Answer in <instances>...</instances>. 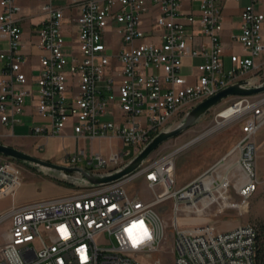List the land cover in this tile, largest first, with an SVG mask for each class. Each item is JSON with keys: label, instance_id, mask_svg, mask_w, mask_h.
I'll list each match as a JSON object with an SVG mask.
<instances>
[{"label": "built area", "instance_id": "2783aa9c", "mask_svg": "<svg viewBox=\"0 0 264 264\" xmlns=\"http://www.w3.org/2000/svg\"><path fill=\"white\" fill-rule=\"evenodd\" d=\"M36 1L44 17L25 36L18 0H0V123L13 134V127L23 124L28 100L33 114L46 120L32 124L29 134L63 138L68 127L74 141L119 139L120 147L107 154L85 155L76 147L64 158L68 166H80L77 161L85 158L81 167L93 175L121 169L175 115L184 116L221 88L264 81L258 76L264 73V0H246L239 8L237 31L229 33V40L243 50L227 53L224 9L227 1L240 0H82L73 2L80 8L73 15L56 0ZM33 55L37 62L29 63ZM248 106L243 137L235 146L236 167L227 164L213 175L221 161L216 162L178 188L177 149L146 158L129 174L104 184L86 182L77 171H43L71 188L12 202L0 211V223L8 221L0 264H162L153 255L167 240L168 223L155 204L168 197L173 198V264H255L253 224L219 230L214 221L189 220L198 206L202 215L208 213L215 191L229 196L232 185L246 199L259 183L253 136L264 124V97ZM136 178L154 192L152 200L128 191ZM22 180L15 160L0 153V197L13 196ZM157 186L162 189L156 191ZM137 221H144L150 236L133 245L127 229Z\"/></svg>", "mask_w": 264, "mask_h": 264}, {"label": "rangeland", "instance_id": "374dc122", "mask_svg": "<svg viewBox=\"0 0 264 264\" xmlns=\"http://www.w3.org/2000/svg\"><path fill=\"white\" fill-rule=\"evenodd\" d=\"M246 0L227 1L224 9V22L226 29L223 32V40L226 41L227 33L233 25L238 21L237 9L239 6L244 5ZM69 39V37H67ZM225 50H229V46L235 52L242 51V46L237 42H223ZM30 49L33 54H37L38 50L33 47L25 48ZM35 55L33 57H35ZM227 58V57H226ZM229 63L228 58L226 59ZM36 67V66H35ZM255 76L258 74L255 73ZM264 76V73L258 76ZM246 97L247 100H243V106L246 108L230 119L225 120L220 117L218 113L221 109L227 106L234 105L236 102ZM264 92L252 94V95H231L219 103L211 107L205 114H203L198 120H196L191 126L184 129L180 134L173 136L164 142H162L154 151L147 157L148 160H154L161 155L177 149L174 155V188H178L192 179L196 178L207 170L210 166L218 163L213 169V175L222 173L225 170V165L230 164L232 168L236 167V159L239 154V148H235L239 140L243 137L242 126L246 117L250 114L249 104L252 101L263 99ZM39 117V116H37ZM41 118V117H40ZM43 119V118H42ZM44 122L46 121L43 119ZM183 120L182 115H175L168 123V127H173ZM217 120L221 121L217 124ZM39 123L42 121L37 120ZM38 124V123H36ZM19 134V132H15ZM199 138L190 143H186L192 140L194 137ZM253 141L256 147V169L259 178V183L256 185L255 190L244 199L238 192L236 187L230 185L228 187L227 194L229 195V202L227 199H223L222 194L218 191L214 192L215 196H218L210 208L207 209L208 213L203 215H196L189 220L193 221H214L216 227L219 230L229 229L238 224L251 223L255 227H259L264 222V124L258 129L253 136ZM77 150L83 148L85 155H90L92 152L100 151L103 154H107L112 150L120 147V141L117 138H94L92 140L81 138L78 141H73ZM72 145L70 137L50 136L42 148H36L33 146L32 150L35 155L42 157L49 154L50 158H60L62 155H67ZM18 148H25L24 146L13 145ZM130 147V146H127ZM127 147H125L127 149ZM200 153H202L200 155ZM73 153H69L72 155ZM200 155V156H198ZM15 160V159H13ZM18 167L23 174V180L18 189V195L21 196H50L60 193H64L71 188V185L66 181L57 179L47 172L39 170L27 162L15 160ZM80 166L86 165L85 158L77 161ZM207 168V169H204ZM127 189L130 193L136 194L146 201L152 200L154 192L146 186L145 181L142 178H136L132 180ZM161 186L156 187V191H160ZM222 191V190H221ZM225 194V193H224ZM35 197V198H36ZM6 200L5 198L1 201ZM221 204L223 210L220 212ZM172 205L173 198L168 197L155 204L156 210L160 213L162 218L168 223L167 227V240L164 246L154 253V257L158 258L162 264H173L174 256L170 250L172 245L170 220L172 217ZM181 219V218H180ZM8 221L0 223V243L3 242L5 235L3 234L7 228Z\"/></svg>", "mask_w": 264, "mask_h": 264}, {"label": "water", "instance_id": "95a60500", "mask_svg": "<svg viewBox=\"0 0 264 264\" xmlns=\"http://www.w3.org/2000/svg\"><path fill=\"white\" fill-rule=\"evenodd\" d=\"M264 92V81L258 85H249L248 80L238 81L229 84L212 95L198 102L183 116V120L173 127H166L156 133L135 155H133L126 164L118 171L96 176L88 172L81 166H68L62 163L53 162L40 158L29 152H26L18 147L0 142V153L7 155L15 160L27 162L31 166L42 171H59V172H80L85 176L86 182L104 184L117 180L141 165L146 158L165 140L180 134L184 129L188 128L203 114H205L211 107L219 103L224 98L231 95H252Z\"/></svg>", "mask_w": 264, "mask_h": 264}, {"label": "crops", "instance_id": "0c3cea01", "mask_svg": "<svg viewBox=\"0 0 264 264\" xmlns=\"http://www.w3.org/2000/svg\"><path fill=\"white\" fill-rule=\"evenodd\" d=\"M74 1H82V0H56V3L59 4V5H66L68 6V12H67V15H73V14H76L79 12L80 8L78 7V5H73V2ZM19 4L21 5V16L23 18L22 20V25L24 27V30H25V36H27L29 33H32V28H35L37 24H39L41 22V20L43 19L44 17V13L42 12V9H41V3L36 1V0H18ZM196 4L197 2L194 1L193 2V8L194 10L196 9ZM241 6L238 7V11H237V15H238V12H239V8ZM237 25V22L235 23V25H233L232 28H235V26ZM226 29V24L224 22V30ZM223 30V32H224ZM233 29L230 30V32L232 31ZM227 33L226 37V41L223 40V42H230L229 40V33ZM225 48V47H224ZM231 49V46H229V50ZM228 49L225 50L226 53L229 51ZM34 56V55H33ZM31 56L29 58V63H36L37 62V58L36 56L33 57ZM226 54L224 56V63L225 65H229V63L227 62V58H226ZM191 61V59H186V63L188 64L189 62ZM1 67H2V62L0 61V73H1ZM37 118L39 119V121H42L44 122V120L40 117H37V115L33 114V109L31 108L30 106V103L29 101L27 100L26 101V108H25V112L21 115V119L23 120V124H20V125H16L15 127H13V134H9L11 132V127L9 126H4L3 124L0 123V142L2 143H6V144H9V145H20V146H24L25 148H21L22 150L26 151V152H29L33 155L34 152L32 150L33 146L36 147L37 143H45L46 140L49 138H46L42 135H32V134H29V127L32 125V124H36V123H39L37 120ZM41 123V122H40ZM19 132V134H15V132ZM63 133L65 134L64 137H70L71 141H72V145L69 149H67V151L69 153H72L75 149H76V146L74 144V139H73V136L71 135V130L70 128H66ZM61 137V136H59ZM199 138V136L197 137H194L192 140H189L188 142L186 143H192L194 141H196L197 139ZM67 153V155L69 154ZM202 153H200L201 155ZM67 155H62L60 158H57V159H54V158H50L49 154L45 155V156H42L40 158H43V159H46V160H50V161H53V162H57V163H62L64 158L67 156ZM198 155V156H200ZM37 156V155H36ZM39 157V156H38ZM204 169H207V168H204ZM21 185V184H20ZM18 189L19 187L16 189L15 193L13 196H5V197H0V211H2L3 209L7 208L12 202L14 203H19V202H23V201H26V200H30V199H34L36 196H26V195H21L19 196L18 195ZM6 199L4 201H1L3 199ZM37 198V197H36Z\"/></svg>", "mask_w": 264, "mask_h": 264}, {"label": "bare ground", "instance_id": "6f19581e", "mask_svg": "<svg viewBox=\"0 0 264 264\" xmlns=\"http://www.w3.org/2000/svg\"><path fill=\"white\" fill-rule=\"evenodd\" d=\"M246 108V106H243V103L237 102L235 105H231V106H227L226 108H223L220 110V112L218 113V115L222 118H224L225 120L230 119L234 116H236L237 114H239L240 112H242L244 109ZM221 121L217 120V124H220ZM219 194H222L223 196L220 197L222 198V203H224V198L227 199L229 196L223 194L221 191H218ZM218 198V196H215L214 194L212 196H210V201H216ZM227 201L229 202L230 200L227 199ZM207 202L203 201V204L205 205ZM230 203V202H229ZM222 206H226L221 204ZM202 209L201 207H197L196 211H197V215H202V213H200Z\"/></svg>", "mask_w": 264, "mask_h": 264}, {"label": "trees", "instance_id": "16d2710c", "mask_svg": "<svg viewBox=\"0 0 264 264\" xmlns=\"http://www.w3.org/2000/svg\"><path fill=\"white\" fill-rule=\"evenodd\" d=\"M255 264H264V222L256 227Z\"/></svg>", "mask_w": 264, "mask_h": 264}, {"label": "clouds", "instance_id": "9594fccd", "mask_svg": "<svg viewBox=\"0 0 264 264\" xmlns=\"http://www.w3.org/2000/svg\"><path fill=\"white\" fill-rule=\"evenodd\" d=\"M129 232L134 231L136 237L146 236L149 233V228L145 225L144 221H137L127 229Z\"/></svg>", "mask_w": 264, "mask_h": 264}, {"label": "snow or ice", "instance_id": "6c2138e0", "mask_svg": "<svg viewBox=\"0 0 264 264\" xmlns=\"http://www.w3.org/2000/svg\"><path fill=\"white\" fill-rule=\"evenodd\" d=\"M60 230H61V234H62V235H64V236H68V235H69V233H68V231H67V228H66L65 226H61ZM127 232H128L129 238L131 239V243H132L133 245H137V244H139L142 240H144L145 238H147V237L150 236V233H148L146 236H142V237H139V238H138V237H136V236L134 235V231H133V232H129V231L127 230Z\"/></svg>", "mask_w": 264, "mask_h": 264}]
</instances>
